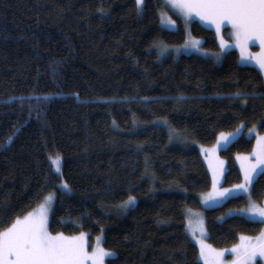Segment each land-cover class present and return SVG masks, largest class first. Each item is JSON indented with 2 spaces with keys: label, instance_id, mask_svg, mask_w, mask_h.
Listing matches in <instances>:
<instances>
[{
  "label": "trees",
  "instance_id": "obj_1",
  "mask_svg": "<svg viewBox=\"0 0 264 264\" xmlns=\"http://www.w3.org/2000/svg\"><path fill=\"white\" fill-rule=\"evenodd\" d=\"M164 8L162 0H144L140 14L135 0H0V231L56 191L49 230L102 232L116 254L105 264H202L185 215L211 186L197 144L243 123L264 132V78L234 49L220 62L160 57L157 45L186 38L175 14L177 29L161 26ZM190 29L218 49L212 29L198 21ZM253 147L241 135L220 151L224 185L242 180L235 157ZM57 154L61 176L49 159ZM63 180L70 191L59 189ZM252 187L262 202L264 172ZM129 196L136 205L120 212ZM247 203L240 194L204 209L210 245L261 232L263 223L229 214Z\"/></svg>",
  "mask_w": 264,
  "mask_h": 264
},
{
  "label": "snow or ice",
  "instance_id": "obj_2",
  "mask_svg": "<svg viewBox=\"0 0 264 264\" xmlns=\"http://www.w3.org/2000/svg\"><path fill=\"white\" fill-rule=\"evenodd\" d=\"M138 14L142 12L144 0H135ZM165 4L177 10L184 18L185 29L193 15L201 20L215 25L219 34L221 26L225 21L231 24L233 32L231 36L235 39L236 46L240 48L241 55L247 52L250 41L258 40L262 51L256 55L255 60L261 71H264V0H165ZM162 24L175 25V21L166 18L161 14ZM201 42L190 36L183 45L185 49H199ZM221 48L229 45L220 36ZM159 55L164 56L169 53L167 45H157ZM173 51L179 53L180 48ZM219 60V56L216 57ZM240 94L238 93L237 96ZM166 123V122H165ZM245 127L241 125V128ZM240 129H237L239 132ZM179 135L175 130H170V137ZM232 134L220 133L217 146L229 142ZM11 142V137H9ZM215 150H213V153ZM252 156L255 163L251 162V157H237L242 160L244 172L243 183L235 185L233 188L223 190L217 189V168L213 167V192L205 198L208 200L217 198L227 199L238 193H243L248 198V207L241 211L249 217H258L259 222L264 223V207L259 206L251 199L253 191L254 173L257 169L264 172V136H258L257 147ZM51 163L55 166V174L61 176V157L57 154L55 158L50 157ZM247 162V163H245ZM212 167L211 159L209 161ZM220 164L223 162L220 161ZM222 171L220 175H222ZM60 189L70 191L66 182L58 185ZM55 198L54 193L44 197V203L38 209L27 213V215L17 217L9 227L0 231V264H104L106 257H115V253L106 251L101 247V237L97 236L96 244L92 251H88L87 234L81 232L78 236L66 237L62 233L52 235L48 230V214L51 204ZM135 197L129 196L123 202L120 209L127 210L135 204ZM227 215V214H226ZM201 237L204 236L203 221H197ZM191 228V221L189 222ZM192 230V235H195ZM241 243L234 246L230 251L235 254V259L231 264H252L254 258L259 255L264 257V231L258 237H240ZM200 245V257L204 264H224L222 257L224 251H217L204 242L198 240Z\"/></svg>",
  "mask_w": 264,
  "mask_h": 264
},
{
  "label": "rangeland",
  "instance_id": "obj_3",
  "mask_svg": "<svg viewBox=\"0 0 264 264\" xmlns=\"http://www.w3.org/2000/svg\"><path fill=\"white\" fill-rule=\"evenodd\" d=\"M162 1H163L164 5H165V8L160 12V23H161V14H163L166 18H170L172 21H175V25L162 24L161 23V26L163 28H166V29H169V30L177 29L179 27L178 20L176 18H174L173 15H172V14H175L179 18L180 22L185 27L183 16L177 10L172 9L169 6H167L165 4V0H162ZM192 21H198L202 25L212 29L215 32L216 38H217V42H218V49L217 50L213 51V50H209V49L205 48L203 40L201 38H199V37L194 36L191 33L190 23ZM185 32H186L185 41L187 39H189V32H190V36L192 38H195V39H197V40H199L201 42L199 49H185L183 47V45L185 43V41H184V42L179 43V44L167 45L168 48H169V53H166L164 56H160V55L159 56L160 57H166V56L172 55L174 57H178L181 54H198V55H201V56H203L205 58H210V59H212L215 62H220L222 60V57H223L225 52H227L228 50L234 49V50H236L238 52L240 64L253 66V67L257 68L262 73L263 78H264V71L260 70V68H259V66H258V64L256 63V60H255L256 55L259 54L262 51L259 41L258 40L250 41L249 45H248V48H247V52L242 56L240 48L236 46L235 39L231 36V34L233 32L232 26L227 21H225L224 24L221 26L220 33L218 34L217 31H216L215 25H212V24H210V23H208L206 21H203L198 16L193 15V17L191 18V20L188 23L187 30L185 29ZM220 36H223L224 40L229 45L227 48H221V46H220ZM175 48H180L181 51L179 53L173 51V49H175ZM217 56H219V60L216 59ZM160 122H162L163 124H167L168 125V123L165 120H161ZM241 125H244L245 127L241 128ZM241 125L239 127H237L235 130H232V131H229V132H223L225 134H232L229 137V142L226 143V144H222L221 146H217V141L219 139L220 133L217 136L216 141L213 144H211V145H203V144H199V143L197 144L198 149L200 150V152H201V154L203 156V159H204V161H205V163L207 165V168H208V170L210 172V175H211V186H210V189L208 191L203 192L200 195V200H201V206L202 207L198 208V209L187 208L186 212H185V215H186V230H187V234L190 237V239L197 245L198 250H199V259H200L202 264H204V261L200 257V245L198 243V240L203 239L206 244L210 245L209 242L207 241V231H206V225H205L204 209L209 208V207L218 206V205L222 204L226 200V199H222V198H217L215 200H208L207 203H205V198L210 193L213 192V187H212L213 167L217 168V177H216V179H217V189L223 190V189H226V188H233L235 185L243 183L244 172H243V169H242V166H241L242 165V160L238 159L237 157L248 156V157H251V162L255 163V158L252 156V154L254 153V150L257 147V138H258V136H264V132H259L257 125H252L251 127H246V125L244 123L241 124ZM237 129H240V131L237 132ZM241 135H245L247 137H253L254 138V147H253L252 151L246 152V153H239L235 157L236 163L238 164V166L240 168V171H241V174H242V180L240 182L232 184V185H224L223 182H224V176H225V172H226V161H225V158L222 157V155L220 154V151L222 149H224L225 147H227L232 141H234L235 139H237ZM174 137L176 139H178V140H180V138H182L181 136L180 137L179 136H177V137L174 136ZM213 150H215L214 153H213ZM210 159H211V162H212V167H210V163H209ZM220 161H222L223 163L220 164L219 163ZM245 163H247V162H245ZM53 168H54V171H55V166L54 165H53ZM261 168H264V166H261ZM221 171L223 173L222 175H220ZM259 173H261V170L257 169V172L253 174L254 175V180L259 175ZM64 182H66V181L63 180L61 183H64ZM60 190L61 191H68L66 189H60ZM50 193H54L55 198H54V200H53V202L51 204V207H50V210H49V214H48V230H49L50 213H51V211L53 209V206H54V203L56 201V191H51L48 194H50ZM240 194H243V193H238L236 195H240ZM135 201L136 202H135L134 205H136V203H137L136 198H135ZM42 203H44V198L33 209H31L29 212H32V211L38 209L39 205L42 204ZM122 203H120L117 206V209L120 212H123V213L134 206V205H132L127 210H123V209H120V207H119ZM248 203L244 207H241V208L235 209V210H231L229 212V214L241 215V216H244V217H246L248 219L259 221L260 218H258V217H249L248 214H246V213L241 211L242 209H246L248 207ZM256 203L259 206L264 207V199L262 200V202H260V203L256 202ZM29 212H27V213H29ZM27 213L22 215V216H20V217L23 218V216L27 215ZM198 220H202L203 221V228H204V233H205L203 237H201L200 232H199V227H198V224H197ZM190 221H191V228H189V222ZM192 230H195V233H196L195 235H192ZM262 231H264V223H263V228H262L261 232ZM49 232L52 235L58 234V233H52L50 230H49ZM261 232H259L256 235H241V236L258 237ZM84 233H86V232H84ZM79 234L80 233L74 234V235H66V234H63V235L66 236V237H72V236H78ZM86 234H87V242H88V245H89V247H88V251L89 252H91L93 247L95 246L97 236L101 237V247H103L108 252H113V251H111V250H109V249L104 247V245H103L104 235H103L102 232L100 234H98L97 236H95L93 239H90L88 233H86ZM240 237H239L238 242L235 245L230 246V247L215 248V247H213L211 245V247L214 248L217 251H224V256L222 257V259L224 261V264H231V261H233L235 259V254H233L230 250L234 246H236V245L241 243ZM106 258L104 260V264H105ZM258 261H261L262 264H264V257H261V256L257 255L254 258V260L252 261V264H257Z\"/></svg>",
  "mask_w": 264,
  "mask_h": 264
}]
</instances>
